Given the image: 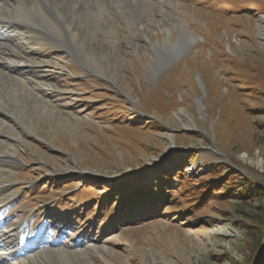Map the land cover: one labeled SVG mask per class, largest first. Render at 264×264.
<instances>
[{"label": "rangeland", "instance_id": "rangeland-1", "mask_svg": "<svg viewBox=\"0 0 264 264\" xmlns=\"http://www.w3.org/2000/svg\"><path fill=\"white\" fill-rule=\"evenodd\" d=\"M95 13L67 21L87 67L46 30L48 42L11 31L23 63L0 77V155L9 145L15 160L0 161V229L47 225L29 264H264V0H110ZM186 31L187 51L150 45Z\"/></svg>", "mask_w": 264, "mask_h": 264}, {"label": "bare ground", "instance_id": "bare-ground-1", "mask_svg": "<svg viewBox=\"0 0 264 264\" xmlns=\"http://www.w3.org/2000/svg\"><path fill=\"white\" fill-rule=\"evenodd\" d=\"M61 1L62 0H0V7L5 8L4 11L0 9V77L4 79H10L11 77H13L12 74L16 71L15 66L10 64L9 62H19V59L20 57H22V55L19 52L18 46L15 44V42H13L11 31L22 29L21 26L24 25L28 27V29H22L29 34L26 37L28 41L32 39V41L44 40V42H48L47 40H45L41 31L46 30L52 36L53 47H55L62 53H66V56L73 58V60L75 61H82L83 65L87 67V65L89 64L88 61L90 59V54H87L85 48L89 49L90 45H88V47H84L86 44L82 45V41H80V39L77 37V34L75 33V25H72V23H67V21L76 20V17L80 16H84L87 18L92 17L90 20H94V15L96 14L95 12L98 13L100 11L101 13V11H104L105 3H109L110 0H104L106 2H103L102 0H65L64 5H62ZM119 1L132 2L133 0ZM95 5L98 6V11L97 7L96 9H94ZM45 21H48L49 24H45ZM75 23L78 24L77 20L75 21ZM188 33L189 31H186L185 34L182 33V35L178 39V43L176 44L170 43L168 41V38H164L165 43L163 47L156 43H150V45L152 46V49H154V51L155 49H157L156 51H158V49L160 48H172L176 52L185 50L187 51L188 47L190 46V39L194 38L193 34H190L189 37H186L187 39L184 38V36H187ZM146 39H148L147 36ZM108 48L110 49V52L105 53V58H108L109 56H111V54L114 58H117L118 56L115 53L116 51H114L111 46H109ZM37 49L39 50V47ZM158 56L157 61L154 62L153 65H151L152 71H157L161 68L163 63L167 61V58H165L163 54L161 55V57L160 55ZM20 60L21 62L23 61L22 59ZM34 65L35 64L28 65L27 67L28 71L31 74H35V72L37 71L36 68H34L36 65ZM92 68L98 71V67L96 65H92ZM15 80L18 84L22 85L25 90L30 89V81L28 79L19 77L15 78ZM6 106L9 107L8 105ZM182 114L184 115H179V118L182 121L181 125L187 126L189 118L188 116H186L187 114L185 113V111H182ZM9 116H15L14 110L11 109ZM5 131V128L2 129V126L0 124V135L5 136ZM8 146L2 149L3 153L2 155H0V161H9L13 163L12 161L15 160L11 159V155L14 153L8 149L11 146ZM9 166L10 165L5 167L0 165V169L9 168ZM2 185H4V183H0V186ZM6 200V197L0 196V209H2L3 206L6 205H4ZM23 226L24 223L20 224L18 226V229L22 228ZM24 230L26 229L24 228ZM9 231L0 229V264L31 263L34 257L32 258L31 254L27 253L26 255L21 254L23 252V248H18L16 244H13L15 242V236L17 235V233L14 234L13 232V235H11ZM32 237H34V235H32Z\"/></svg>", "mask_w": 264, "mask_h": 264}, {"label": "trees", "instance_id": "trees-1", "mask_svg": "<svg viewBox=\"0 0 264 264\" xmlns=\"http://www.w3.org/2000/svg\"><path fill=\"white\" fill-rule=\"evenodd\" d=\"M231 177H232V176H231ZM218 178H219V177H217V178L214 179V180L217 181ZM238 179H239V178H238ZM217 183L221 185V182L217 181ZM222 187H223V186H222ZM242 187H243V188H241V189H242L244 192H249V193H251V191H250L251 187H248V189H247V187H245V186H242ZM201 188H202L201 190L204 189V191L207 189V187H205V186H204V187L202 186ZM234 188H236L235 185H234ZM212 189H213V188H212ZM212 189H211V190H212ZM225 189H226V188H225ZM228 189H229V187H228ZM204 191H203V192H204ZM258 195H259V194H258ZM262 248H263V247H262ZM261 255H264V250H263V253L261 252ZM263 259H264V256H263ZM263 262H264V260H263Z\"/></svg>", "mask_w": 264, "mask_h": 264}]
</instances>
